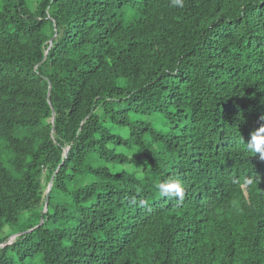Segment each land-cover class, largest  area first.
I'll list each match as a JSON object with an SVG mask.
<instances>
[{"label":"trees","instance_id":"trees-1","mask_svg":"<svg viewBox=\"0 0 264 264\" xmlns=\"http://www.w3.org/2000/svg\"><path fill=\"white\" fill-rule=\"evenodd\" d=\"M184 2L0 0V264H264V0Z\"/></svg>","mask_w":264,"mask_h":264},{"label":"clouds","instance_id":"clouds-1","mask_svg":"<svg viewBox=\"0 0 264 264\" xmlns=\"http://www.w3.org/2000/svg\"><path fill=\"white\" fill-rule=\"evenodd\" d=\"M185 6L184 0H170V7L183 8ZM264 119V117H262ZM242 142V141H241ZM244 145V149L251 155L259 154L261 159H264V125L253 130L250 133L248 142ZM139 167L129 168L128 171H138ZM156 189L162 197H177L183 199L184 188L179 179L169 178L160 181L156 184Z\"/></svg>","mask_w":264,"mask_h":264},{"label":"water","instance_id":"water-1","mask_svg":"<svg viewBox=\"0 0 264 264\" xmlns=\"http://www.w3.org/2000/svg\"><path fill=\"white\" fill-rule=\"evenodd\" d=\"M50 183H51V182H49L48 185H47V188H46V191H45L46 193L49 191Z\"/></svg>","mask_w":264,"mask_h":264},{"label":"rangeland","instance_id":"rangeland-1","mask_svg":"<svg viewBox=\"0 0 264 264\" xmlns=\"http://www.w3.org/2000/svg\"><path fill=\"white\" fill-rule=\"evenodd\" d=\"M6 232V229L4 230V233ZM4 233H2V234H4Z\"/></svg>","mask_w":264,"mask_h":264}]
</instances>
